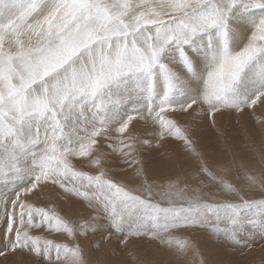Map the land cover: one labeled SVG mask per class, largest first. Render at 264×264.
Instances as JSON below:
<instances>
[{"label":"snow or ice","instance_id":"snow-or-ice-1","mask_svg":"<svg viewBox=\"0 0 264 264\" xmlns=\"http://www.w3.org/2000/svg\"><path fill=\"white\" fill-rule=\"evenodd\" d=\"M257 107L264 0H0V257L89 264L77 238L99 233L97 248L147 239L177 264L189 255L204 264L199 248L174 233L207 228L251 247L245 225L264 239V155L257 172L194 133L196 117L215 128L217 115L239 123L248 112L264 133ZM185 115L192 126L180 123ZM165 140L180 143L177 163L189 167L157 183L142 158ZM234 171L242 186L225 178ZM50 186L82 202L87 217L69 221L36 206ZM255 192L260 199L247 198ZM41 229L74 243L33 234Z\"/></svg>","mask_w":264,"mask_h":264},{"label":"rangeland","instance_id":"rangeland-1","mask_svg":"<svg viewBox=\"0 0 264 264\" xmlns=\"http://www.w3.org/2000/svg\"><path fill=\"white\" fill-rule=\"evenodd\" d=\"M255 116L264 119V107H257ZM196 120L200 123L195 128L194 138L198 139L201 146L211 144L217 155H226L229 159H236L238 163L254 167L257 172L260 170L262 167L261 156L264 155V133H262L261 127L256 124L251 112L243 116L239 123L232 114L217 115L215 128L207 119L196 117ZM179 121L184 125H193V118L187 115L180 117ZM137 127L143 133L144 129ZM217 129L223 132L222 136L217 134ZM183 155L179 142L165 140L160 148H154L144 154L142 159L146 175L157 183H160L165 177L174 176L181 169L189 167L188 164L177 163L183 159ZM169 156L174 158L169 159ZM83 170L89 171L90 169L84 166ZM110 175L121 179L127 173L112 172ZM225 178L237 186H242L245 183L243 172L234 171L227 174ZM5 190L3 183H0V191ZM247 198L260 199L261 196L259 192H255L249 193ZM218 199L222 198L218 197ZM32 202L38 207L51 206L55 208L62 217L69 221H79L88 215L85 211L84 216H81V211L84 208L82 202L74 199L66 201L60 199L59 190L51 186L45 189L42 198H33ZM223 226L221 225V227ZM250 233L255 236V239L252 241L251 247L244 248L234 247L225 239L217 238L211 228L178 230L174 234L190 240L193 245L197 246L206 264H264V239L260 238L259 227L253 228L251 225H245L241 235L246 237ZM33 234L57 242L74 243L68 240L63 233H49L41 229L33 230ZM77 239L85 250L89 264H132V256L128 255L129 252H132L139 260L153 261L155 264H177L176 257L172 253L157 242L147 239L133 238L125 246L117 243L113 238L100 243L99 248L96 247L100 240L99 233L89 234L87 239L79 237ZM139 260L137 264H139ZM190 261L191 255L183 261V264H190ZM0 264H42V261L27 253L17 251L9 253L7 257H0Z\"/></svg>","mask_w":264,"mask_h":264},{"label":"bare ground","instance_id":"bare-ground-1","mask_svg":"<svg viewBox=\"0 0 264 264\" xmlns=\"http://www.w3.org/2000/svg\"><path fill=\"white\" fill-rule=\"evenodd\" d=\"M203 259H204V258H203ZM205 259L207 260V258H205ZM196 264H199V260H197ZM204 264H206L205 261H204Z\"/></svg>","mask_w":264,"mask_h":264}]
</instances>
